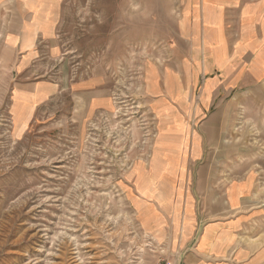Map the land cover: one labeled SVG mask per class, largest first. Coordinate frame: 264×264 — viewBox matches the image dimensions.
I'll use <instances>...</instances> for the list:
<instances>
[{"label":"rangeland","instance_id":"374dc122","mask_svg":"<svg viewBox=\"0 0 264 264\" xmlns=\"http://www.w3.org/2000/svg\"><path fill=\"white\" fill-rule=\"evenodd\" d=\"M184 2L68 0L59 58L32 80L64 95L47 106L17 90L11 105L16 73L0 43V264H168L164 218L140 212V197L180 215V183L157 191L152 174L180 171L183 149L161 139L146 84L155 75L180 99L182 61L199 50ZM91 79L113 107H59Z\"/></svg>","mask_w":264,"mask_h":264},{"label":"crops","instance_id":"0c3cea01","mask_svg":"<svg viewBox=\"0 0 264 264\" xmlns=\"http://www.w3.org/2000/svg\"><path fill=\"white\" fill-rule=\"evenodd\" d=\"M67 1L0 0V43L17 79L11 105L15 90L31 99L28 107L64 97L56 84L32 80L43 61L59 58ZM184 3L199 50L182 61L180 99L155 75L146 84L161 139L180 138L183 149L180 171L153 173V185L174 191L180 183L182 207L175 219L142 196L149 203L140 212L153 208L164 218L168 264H264V0ZM70 87L71 102L59 107H113L95 79Z\"/></svg>","mask_w":264,"mask_h":264}]
</instances>
